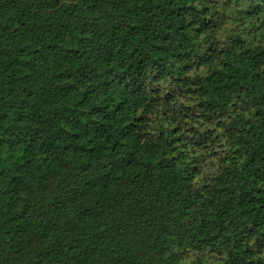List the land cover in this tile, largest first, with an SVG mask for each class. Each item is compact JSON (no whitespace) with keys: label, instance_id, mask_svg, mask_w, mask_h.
I'll return each instance as SVG.
<instances>
[{"label":"trees","instance_id":"16d2710c","mask_svg":"<svg viewBox=\"0 0 264 264\" xmlns=\"http://www.w3.org/2000/svg\"><path fill=\"white\" fill-rule=\"evenodd\" d=\"M0 264H264V0H0Z\"/></svg>","mask_w":264,"mask_h":264},{"label":"rangeland","instance_id":"374dc122","mask_svg":"<svg viewBox=\"0 0 264 264\" xmlns=\"http://www.w3.org/2000/svg\"><path fill=\"white\" fill-rule=\"evenodd\" d=\"M206 256H207V257H210V255H208V254H207Z\"/></svg>","mask_w":264,"mask_h":264}]
</instances>
